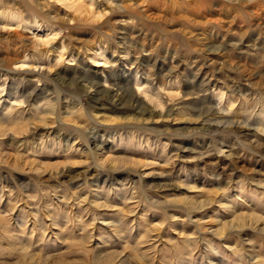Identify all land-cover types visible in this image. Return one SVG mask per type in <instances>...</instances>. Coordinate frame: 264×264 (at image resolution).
<instances>
[{"label":"rangeland","instance_id":"374dc122","mask_svg":"<svg viewBox=\"0 0 264 264\" xmlns=\"http://www.w3.org/2000/svg\"><path fill=\"white\" fill-rule=\"evenodd\" d=\"M0 264H264V0H0Z\"/></svg>","mask_w":264,"mask_h":264}]
</instances>
